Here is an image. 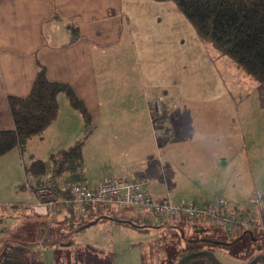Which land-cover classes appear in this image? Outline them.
Returning <instances> with one entry per match:
<instances>
[{"label": "crops", "instance_id": "crops-1", "mask_svg": "<svg viewBox=\"0 0 264 264\" xmlns=\"http://www.w3.org/2000/svg\"><path fill=\"white\" fill-rule=\"evenodd\" d=\"M229 61L198 39L172 2L0 0V131L13 129L7 97H26L42 66L48 80L70 86L90 114L82 147L89 187L101 182L90 185V179L125 178L143 182L153 201L209 205L221 198L224 210L253 216L254 207L264 205V199L249 204L256 192L264 197L254 180L251 189L241 188L243 200L229 186L212 197L213 176L230 170L258 177L255 171L264 167L255 165L264 161V144L251 135L253 108L231 100L240 81ZM57 102L56 119L38 137L46 156L31 160L50 161L84 135L82 117L64 93ZM11 160L15 186L25 163L18 148L0 156V167ZM89 160L98 162L96 174Z\"/></svg>", "mask_w": 264, "mask_h": 264}, {"label": "rangeland", "instance_id": "rangeland-1", "mask_svg": "<svg viewBox=\"0 0 264 264\" xmlns=\"http://www.w3.org/2000/svg\"><path fill=\"white\" fill-rule=\"evenodd\" d=\"M236 68L235 75L240 85L233 88L231 100H235L238 106L253 108L256 120L255 131L251 135L264 144V86L253 81L251 84L248 81L251 79L240 75V69ZM38 137L32 138L37 140L36 143L30 145L29 142L23 152L26 165L38 154L46 156L45 151L42 152L44 149L38 147ZM45 160L51 164L47 158ZM260 162L264 166L262 160L255 165ZM15 164L11 160L7 165L10 169L0 167V249L7 242L28 244L30 248L25 250L24 257L30 264H178L184 253L195 251L210 255L196 258L188 264H214L215 259L218 264H248L264 256V205L254 207L252 214L259 220L255 226L232 232L204 220H190L184 215L158 220L148 210L139 211L135 207L119 209L116 205L103 206L92 218L89 215L81 218L75 212L73 217L67 207L60 206L48 210L47 215H38L32 205H27L32 201V194L27 188H22L25 184L22 168L20 184L12 185L16 179ZM89 165V171L96 174L98 162L89 160ZM229 172L227 170L210 179L213 198L223 195L229 186L231 191L236 190L237 199L243 200L245 195L240 190L249 189L253 180L258 187L264 188V167L255 171L258 177L256 174L249 178L236 174L231 176ZM98 179H90L89 184L108 178ZM57 180H67L66 175L57 176ZM223 181L227 184L225 188L221 187ZM143 217L150 221L145 223ZM89 222L93 224L79 230V226ZM255 264H264V259Z\"/></svg>", "mask_w": 264, "mask_h": 264}, {"label": "trees", "instance_id": "trees-1", "mask_svg": "<svg viewBox=\"0 0 264 264\" xmlns=\"http://www.w3.org/2000/svg\"><path fill=\"white\" fill-rule=\"evenodd\" d=\"M155 1L172 2L192 26L202 43L210 45L218 56L228 58L243 75L253 82L264 86V0ZM59 93H64L70 106L81 115L85 126L84 135L72 147L52 155L51 164L42 160H34L29 165L24 163L25 184L22 188H27L32 196L37 189L49 188L61 201L57 206L67 207L66 209L74 217L76 212L73 207L64 202L68 194L61 191V186L69 182L91 188L84 182L82 157L83 144L90 134L91 118L86 106L72 88L63 83L48 80L42 66L38 67L36 78L26 97L9 96L6 99L13 129L0 131V156L14 148H18L23 155L28 142L42 135L58 115ZM62 174L66 175L67 180L58 181L57 176ZM47 175L49 176L46 179ZM102 207L79 216L83 218L89 215V218H92L99 214ZM92 223L79 226V230ZM7 243L0 249V264H30L24 257L25 250L29 249L30 245ZM186 254L184 253L182 257ZM200 257H207V255L189 258L182 264H188Z\"/></svg>", "mask_w": 264, "mask_h": 264}, {"label": "built area", "instance_id": "built-area-1", "mask_svg": "<svg viewBox=\"0 0 264 264\" xmlns=\"http://www.w3.org/2000/svg\"><path fill=\"white\" fill-rule=\"evenodd\" d=\"M161 98L157 99L159 105ZM61 191L68 194L65 203L83 216L89 211H95L100 206L116 205L119 209L137 208L148 210L158 220L161 218H178L181 215L190 220H204L212 225L222 226L228 232L250 228L258 223V218L244 211H226L224 200L218 199L215 204L200 205L192 201L171 203L167 199L153 201L144 183L124 178H109L103 180L97 188L91 189L79 183H63ZM35 203L34 213L47 215L61 202L49 188H40L33 192ZM264 199L256 192L249 199L251 206H259Z\"/></svg>", "mask_w": 264, "mask_h": 264}, {"label": "water", "instance_id": "water-1", "mask_svg": "<svg viewBox=\"0 0 264 264\" xmlns=\"http://www.w3.org/2000/svg\"><path fill=\"white\" fill-rule=\"evenodd\" d=\"M93 224V223H92ZM92 224H89V225H87L86 227H88V226H90V225H92ZM198 255H207V256H209L210 254L208 253V252H194V253H191V254H186V255H184L182 258H181V260L179 261V263L178 264H182L185 260H187V259H189V258H192V257H195V256H198ZM264 259V256H259V257H257V258H255V259H253L250 263H248V264H255L259 259ZM214 261V260H213ZM218 264V262H217V260L215 259V261H214V264Z\"/></svg>", "mask_w": 264, "mask_h": 264}]
</instances>
